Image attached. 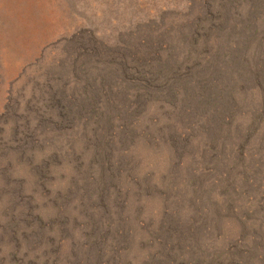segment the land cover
Masks as SVG:
<instances>
[{
    "label": "rangeland",
    "instance_id": "rangeland-1",
    "mask_svg": "<svg viewBox=\"0 0 264 264\" xmlns=\"http://www.w3.org/2000/svg\"><path fill=\"white\" fill-rule=\"evenodd\" d=\"M0 264H264V0H0Z\"/></svg>",
    "mask_w": 264,
    "mask_h": 264
}]
</instances>
